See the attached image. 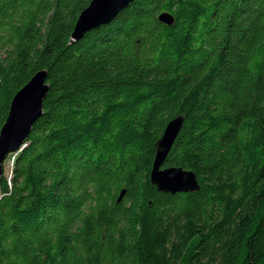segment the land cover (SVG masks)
Returning <instances> with one entry per match:
<instances>
[{
  "label": "trees",
  "instance_id": "16d2710c",
  "mask_svg": "<svg viewBox=\"0 0 264 264\" xmlns=\"http://www.w3.org/2000/svg\"><path fill=\"white\" fill-rule=\"evenodd\" d=\"M90 1L0 0V130L49 85L0 178V264H264V0H135L72 43ZM177 117L163 168L200 190L170 195L150 174Z\"/></svg>",
  "mask_w": 264,
  "mask_h": 264
},
{
  "label": "water",
  "instance_id": "95a60500",
  "mask_svg": "<svg viewBox=\"0 0 264 264\" xmlns=\"http://www.w3.org/2000/svg\"><path fill=\"white\" fill-rule=\"evenodd\" d=\"M135 0H91L78 17L71 35V42L81 40L87 33L109 25ZM158 21L166 26L174 24L169 13H163ZM49 91L47 72L40 71L13 98L8 117L0 130V178L4 175V163L10 154L20 152L26 144L36 122L43 115V105ZM184 118L177 117L166 126L156 142V154L150 174V182L158 192L170 195L194 193L200 190L196 175L182 168H163L181 129ZM125 195L122 191L118 202Z\"/></svg>",
  "mask_w": 264,
  "mask_h": 264
},
{
  "label": "rangeland",
  "instance_id": "374dc122",
  "mask_svg": "<svg viewBox=\"0 0 264 264\" xmlns=\"http://www.w3.org/2000/svg\"><path fill=\"white\" fill-rule=\"evenodd\" d=\"M11 169H12V162H10V160H6L4 163V175L10 178Z\"/></svg>",
  "mask_w": 264,
  "mask_h": 264
}]
</instances>
